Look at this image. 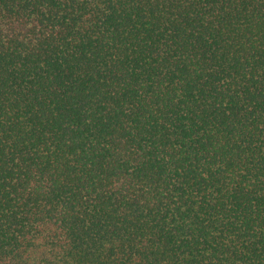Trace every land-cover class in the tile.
<instances>
[{
  "label": "trees",
  "instance_id": "1",
  "mask_svg": "<svg viewBox=\"0 0 264 264\" xmlns=\"http://www.w3.org/2000/svg\"><path fill=\"white\" fill-rule=\"evenodd\" d=\"M0 264H264V0H0Z\"/></svg>",
  "mask_w": 264,
  "mask_h": 264
}]
</instances>
